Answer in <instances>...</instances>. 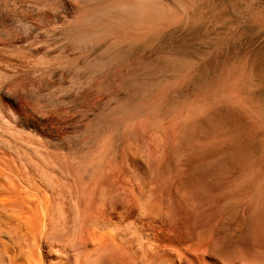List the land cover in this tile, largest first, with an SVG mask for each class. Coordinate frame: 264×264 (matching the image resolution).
I'll list each match as a JSON object with an SVG mask.
<instances>
[{
    "label": "bare ground",
    "instance_id": "obj_1",
    "mask_svg": "<svg viewBox=\"0 0 264 264\" xmlns=\"http://www.w3.org/2000/svg\"><path fill=\"white\" fill-rule=\"evenodd\" d=\"M186 2L0 0V264H264V174L238 181L213 91L156 48Z\"/></svg>",
    "mask_w": 264,
    "mask_h": 264
},
{
    "label": "rangeland",
    "instance_id": "obj_2",
    "mask_svg": "<svg viewBox=\"0 0 264 264\" xmlns=\"http://www.w3.org/2000/svg\"><path fill=\"white\" fill-rule=\"evenodd\" d=\"M185 1H187L185 4V18L187 19L184 20L186 22L176 24L177 26L173 25L166 30L167 32L164 31L165 34L162 32L157 38L156 48L172 49L189 58L191 73L189 72V85L186 93L194 95L198 89H204V92L207 90L208 93L212 90L213 102H217L213 104L215 109L212 107L214 115L212 113L210 118L213 120H210L211 126L204 128V132L223 139L229 145L228 156L230 155V158L235 156L243 161L247 171L242 174L244 176L241 175L238 178V181L248 184L249 180H252L253 185L258 187V183L262 180L260 178H263L264 174V126L249 108L251 105L259 106L264 103V0ZM255 13L258 15L254 16ZM137 54L143 59H150L154 56L153 50L150 51L148 48H140ZM233 67L243 69L241 77L244 78L245 74L246 78L243 81L240 77L239 83L241 84L237 85L240 86V90L237 87L240 92L238 96L240 98L245 96L241 100L238 97L240 102L230 99L229 102L228 99L226 101V98L222 97V100L220 97L222 90L229 87L224 79ZM248 71L252 74L250 75ZM220 82L223 84H219ZM245 83L247 84L244 85ZM224 84H227V87ZM214 91L216 93L218 91L217 96L219 97ZM242 100L243 103H241Z\"/></svg>",
    "mask_w": 264,
    "mask_h": 264
}]
</instances>
